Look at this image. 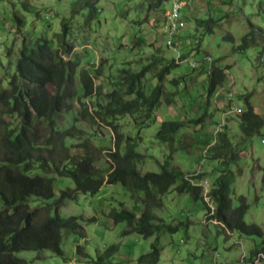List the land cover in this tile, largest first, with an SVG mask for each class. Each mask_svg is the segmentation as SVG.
Returning <instances> with one entry per match:
<instances>
[{
    "label": "rangeland",
    "instance_id": "374dc122",
    "mask_svg": "<svg viewBox=\"0 0 264 264\" xmlns=\"http://www.w3.org/2000/svg\"><path fill=\"white\" fill-rule=\"evenodd\" d=\"M23 1L34 11H24L21 7ZM79 1L0 0V79L4 89L10 88L9 80L20 58L23 38L30 46L38 38H46L51 49L61 56L64 44L73 47L69 55H63V59H72L78 64L74 79L75 97L68 101V108L56 117V123L60 132L75 126L82 133L78 138L67 141L70 147L67 152L55 148L56 155L53 156L57 158L56 161L63 162L66 156H79L81 150L74 146L88 140L87 146L94 155V166L103 175L110 170L108 154L114 149L111 128L99 121H85L80 117L84 108L82 103L90 111V100L102 101V97L82 98L79 78L82 70L92 72V69L98 68L100 76L95 77L94 84L100 94H106L118 88L117 83L123 70H139L141 64L149 62L152 54L164 57L167 61L184 55L185 59L163 83L165 94H175L170 104L162 99L161 106L142 120L144 125H139L141 121L136 124L130 116L122 117L114 124H118V132L124 138L141 139L137 140L136 150L146 158L137 166L138 170L141 173H158L160 169L157 162H162L168 154V145L155 138L161 122L191 121L205 116L202 124H188L176 136L177 150L173 154L172 165L177 166L186 178L199 174L201 177L197 182L203 186L204 193L212 188L223 170L230 171L233 174L230 186L232 208L240 206V198L243 197L248 205L244 222L255 224L264 232V182L260 170L264 167V129L243 141L236 117V114L246 109L242 99L244 96H248L254 112L264 116V61L259 60L263 41L256 36L257 47H250L243 53L232 51L240 43V37L249 30L248 21L264 29V0H233V4L228 2L226 5L224 3L228 0H177V3H183L185 27L182 29L176 26V35L182 30L176 39L175 34L170 36L163 32L165 22L160 29L156 25L170 10L168 3H172V0H165L167 4L164 7L167 9L164 15L161 9L147 11L148 0H95L98 12L88 24H85L88 13L86 8H79L75 14L72 13ZM14 11L25 22L22 35L16 31ZM211 17L221 19L213 25L212 34L201 35L196 21ZM62 22L65 23V29L62 28ZM160 30L163 37L160 36ZM229 36L234 39V43L225 41ZM137 37L145 40L146 44L135 48ZM170 40L173 46L168 45ZM211 59L216 66H227L230 76L226 77L207 103L208 76L204 70L210 69L211 61L207 60ZM158 70L155 68L146 76V93L156 85L155 74ZM171 79L181 83L174 88L169 84ZM51 90L55 93L54 88ZM229 93L232 94V107H229ZM224 112L226 118H223ZM224 121L227 125L226 133L239 151L237 162H229L228 165L207 159V144L214 143L215 134L221 131V127L217 126L225 125ZM18 122V115L8 114L0 104V134L4 130L15 129ZM37 129L40 144L50 147L52 143L46 141L54 134L45 124L38 125ZM124 146L123 140L121 152H124ZM32 174L42 173L33 170ZM49 177L53 179L54 199L58 198L62 190L74 188L69 178L54 174ZM177 185L161 197L159 208H151V213L161 218L166 225L178 226L174 233L162 231L148 239L136 233L124 235L123 232L129 229L127 225L114 224L108 213L112 209H120L122 203L127 209L136 212L138 217L143 210L140 204L142 194H132L120 184H104L97 194H78L75 201H66L60 208V216L63 218H83L80 221L83 228L81 234L63 233L62 256L48 251H23L15 256L26 264H96L99 257L105 258V264H139L138 257L147 253L158 237L161 248L158 264H242L253 250L262 248L260 238L230 233L213 220L205 221L206 205L213 210V203L205 198L206 195L195 201L190 194H178L175 191ZM54 199L47 203H52ZM40 206L39 200L30 203V207ZM90 219L95 221L90 222ZM114 245L117 246V252L108 256ZM78 246L82 249L80 255L76 252ZM259 257L262 258V255Z\"/></svg>",
    "mask_w": 264,
    "mask_h": 264
},
{
    "label": "trees",
    "instance_id": "16d2710c",
    "mask_svg": "<svg viewBox=\"0 0 264 264\" xmlns=\"http://www.w3.org/2000/svg\"><path fill=\"white\" fill-rule=\"evenodd\" d=\"M231 1L233 2V0H228L224 5L228 2H230L228 4H233ZM166 4L165 0H148L147 11L161 9L164 15L167 9L164 7ZM21 7L27 12L34 11V8L25 1L21 2ZM79 8L88 10L85 24L90 23L98 12L95 0L79 1L75 4L72 13L75 14ZM36 15L39 16L38 13ZM182 17L185 21L184 15ZM13 19L17 33L22 35V29L25 26L23 18L14 11ZM220 19L211 17L206 20H197L199 33L201 35L212 34L213 25ZM164 22L166 25L167 21L163 16L161 24L159 22L156 24L157 27L160 29ZM248 27L249 30L240 37V43L234 46L232 51L243 53L250 47H257L255 40L258 36L263 41V46L259 51V60L263 62L264 29L250 21H248ZM62 28H66L64 22H62ZM180 32L175 34V39ZM160 36H164L161 30ZM135 40V48L146 44L141 37ZM225 41L234 43L231 36L226 37ZM72 49V46L64 44L63 55H69ZM63 55L54 52L46 38H38L32 46L27 44L26 39L23 38L19 50L20 58L9 80L10 88L4 89L0 79V104L5 107L8 114H16L19 117L15 129L4 130L0 134V205L2 206L0 211V264H26L25 261L15 256L23 251L37 253L48 251L62 256L63 233L79 232L81 234L83 228L80 221H83V218L75 216L63 218L60 216V208L66 201H75L78 194H97L104 184H120L132 194H142L140 204L143 210L138 217H136V212L127 209L122 203L120 209H112L108 213L114 224L125 223L127 225L129 229L123 232L124 235L136 233L143 239H148L162 231L174 233L178 226L166 225L161 218L151 213V208H159L162 203L161 197L177 183L175 191L178 194H190L195 201L206 195L205 198L213 203V210L205 203L207 221L217 222L230 233L237 232L245 237L260 238L262 248L253 250L245 262L244 258L242 264H264V259H262L264 258V232L257 225L244 222L248 205L243 197L240 198V206L232 208L230 186L233 174L223 170L215 179L212 188L204 193L203 186L197 182L201 177L199 174L187 179V176L177 166L172 165L173 154L177 150L176 136L188 124L192 123L196 126L202 124L205 116L191 121L161 122L155 138L158 142L168 145V154L162 162H157L160 169L158 173H141L138 170L137 166L142 164L146 158L144 154L136 150L137 140L141 141V139L139 137L137 139L124 138L118 132V124H114L120 118L130 116L136 124L137 121H141L139 125H144L142 120L152 115L161 106L162 99L166 104H170L171 97L175 94H165L163 83L171 71L185 59V56L181 55L176 60L173 58L167 61L164 57L152 54L149 62L141 64L139 70L133 71L129 68L123 70L117 83L118 88L106 94H100L94 84L95 77L100 76L98 68L92 69V72L89 70L80 72L82 98L102 97V101L97 99L92 102L90 100L92 103L90 111L82 103L84 108L80 112L81 119L101 122L111 128L114 136V149L108 154L110 170L103 175L101 170L94 166V155L87 146L88 140L74 146L81 150V154L77 157L66 156L65 161L57 162V158L53 156L56 155L55 148L67 152L70 148L66 144L67 141L78 138L82 133L75 126L60 132L56 123V117L68 108V101L75 97L74 79L78 68L76 62L72 59L65 61ZM211 67V72L204 70L208 76L207 103L226 77L230 76L227 66H216L213 61ZM155 68H159L155 74L156 85L149 93H146L144 80ZM180 83L177 79L169 81L174 88ZM51 88L55 89V93ZM242 99L246 109L236 114V117L243 141H246L264 129V116L254 112L248 96ZM42 124H45L46 128L54 134L46 141L48 144L52 143L50 147L40 144L37 126ZM226 128L225 122L222 132L218 131L215 134L214 143L207 144L209 154L207 159L218 161L223 165L237 162L239 159V151L226 133ZM91 136L96 137V135ZM123 140L125 146L124 152H121L120 147ZM33 170H38L42 174H32ZM260 170L263 172L264 182V167ZM51 174L71 179L74 188L62 190L58 198L54 199L53 179L49 177ZM52 199H54L52 203H47ZM35 200H39L42 206L30 207V203ZM89 221L94 222L95 219ZM81 251V247L78 246L76 252L80 255ZM116 252L117 246L114 245L110 248L108 256ZM160 254L161 248L158 244V237H156L150 245V250L138 257L137 262L158 264ZM259 255H262V258ZM104 261L105 258L99 257L96 264H105Z\"/></svg>",
    "mask_w": 264,
    "mask_h": 264
},
{
    "label": "bare ground",
    "instance_id": "6f19581e",
    "mask_svg": "<svg viewBox=\"0 0 264 264\" xmlns=\"http://www.w3.org/2000/svg\"><path fill=\"white\" fill-rule=\"evenodd\" d=\"M173 1V6H175L176 8H182L183 7V3L179 2L177 3V0H172ZM177 16V9H174V7H171L170 10H168L165 13V18H166V25L163 28V31L167 34H169L170 36H172V33H169L168 29H173V35L176 33V26H173V24L175 23V19ZM171 40L168 42V45H172L171 44Z\"/></svg>",
    "mask_w": 264,
    "mask_h": 264
},
{
    "label": "built area",
    "instance_id": "2783aa9c",
    "mask_svg": "<svg viewBox=\"0 0 264 264\" xmlns=\"http://www.w3.org/2000/svg\"><path fill=\"white\" fill-rule=\"evenodd\" d=\"M168 6L169 7H174V9H177L176 22L173 24V26H181V28L183 29L185 27V21L183 20V17H182V9L183 8H176L175 6H173V2L172 3H168ZM168 31H169V33H172V36H174L173 35V29H168ZM207 61H211V65H212V62H213L212 59L211 60H207ZM191 66H194V64H192ZM211 70H212V67H211V69H207L208 72H211ZM231 97H232V94H228L229 102H231L230 101ZM230 107H232V106H230ZM236 110H239V109H236ZM225 117H226V112H224V115H223V118H225ZM217 127H221V132H222L224 125L220 124ZM187 179H191V178H187ZM205 221H207V220H205ZM262 259H264V258H262Z\"/></svg>",
    "mask_w": 264,
    "mask_h": 264
}]
</instances>
